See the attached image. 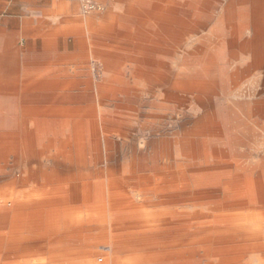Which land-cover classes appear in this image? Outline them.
Listing matches in <instances>:
<instances>
[{
    "label": "rangeland",
    "instance_id": "rangeland-1",
    "mask_svg": "<svg viewBox=\"0 0 264 264\" xmlns=\"http://www.w3.org/2000/svg\"><path fill=\"white\" fill-rule=\"evenodd\" d=\"M93 1L97 8L86 10L80 2L73 0H0V28L7 36H14L17 54L21 59H14V67L11 70L15 72L16 81L21 82L24 79L19 67H32V61L34 66L37 65L34 59H22L25 55L35 58L47 54L61 55L57 61L52 59L50 66L59 65L66 68V72L79 82L80 99L75 102L60 100L54 107L58 112L49 118L66 120L67 117L61 112L68 109L81 111V115L76 118L84 122L83 150L86 155L81 157L79 149L74 146L75 141H70L72 143L64 154L68 173H82L87 168L98 171L104 169L107 164V169L109 166L117 168L129 165L134 156L140 158L139 152H142V157L149 164L153 155L151 143L154 140L158 141L160 168L164 169L170 160L161 159L160 142L174 139V150L181 153L184 136L192 137L191 147L197 154L226 151V157L236 162L237 166L256 165L257 161L264 158V64L252 67V56L244 51H239L236 57L232 55L228 44L231 28L222 23L232 0H208V14L212 15L213 19L205 28H197L194 33L186 30L183 35L174 36L171 38L173 43L162 42L167 39L166 35H169L166 33L168 29L152 26L141 29L128 27V24L142 21L158 24L159 20L154 19L148 11L158 6L172 9L177 3H182V0ZM60 5L64 10L57 22H53L50 17ZM201 6L204 8L205 3ZM248 8L249 0H238L239 24L243 21L242 24L245 25L244 16ZM45 12L48 15H45ZM170 30L174 32L176 29ZM142 34L147 36L148 43L144 46L146 54H143L146 58H141L142 54L139 55L138 49H134ZM246 36H251V32L246 33ZM198 49H202L200 54H192ZM207 67L223 68L226 81H218L219 72L213 75L207 73L204 70ZM142 69L146 71L145 81L140 80ZM201 72H204L203 77L206 78L199 77ZM188 77L215 82L214 92L200 94L176 91L174 83ZM102 87L104 88L100 90ZM217 103L225 105L221 119L224 118L222 121L227 122L220 138H215L216 135L209 131L202 133L199 129L211 112L210 106ZM105 120L110 123L104 122ZM104 128L107 129L106 132ZM66 130H73L72 125L71 129ZM97 152L109 153L113 157H108L107 162L104 161L103 164ZM39 158L42 160L44 157ZM178 160L180 164L184 162L180 157ZM48 164L52 165L51 162ZM24 168L27 170L26 164L21 165L8 178L18 175ZM179 170L186 173L188 168L184 166ZM185 179L184 177L183 180ZM169 180L173 181L172 178H163L159 184L163 185L170 182ZM83 190L76 189L74 196L64 200L58 214L60 218L72 215L65 209L80 203V192ZM103 190L92 188V197L89 198L91 200L88 199L87 202H98L107 198V193ZM189 197L180 189H168L162 193L161 198L178 202L168 205L169 207L162 206L160 209L208 214L211 205L209 203H213L214 198L192 202L188 201ZM257 198L256 204L245 210L238 209V218L249 215L252 211H264V199ZM190 204L193 205L191 209L188 208ZM73 214L75 215L74 212ZM40 221V224L46 222ZM66 221L70 228L59 229L57 233L69 231L99 235V231L85 223L78 225L74 220ZM48 234L47 229L37 228L36 232L25 230L11 236L14 238L11 245L1 249L0 264H42L43 260L37 259L44 253L50 256L57 254L53 259L56 261L66 260L62 252L68 246L50 244ZM108 245L107 242H99L96 245L98 254H101L99 259H110ZM37 252L38 254H35ZM27 254L32 257L26 259Z\"/></svg>",
    "mask_w": 264,
    "mask_h": 264
},
{
    "label": "bare ground",
    "instance_id": "bare-ground-1",
    "mask_svg": "<svg viewBox=\"0 0 264 264\" xmlns=\"http://www.w3.org/2000/svg\"><path fill=\"white\" fill-rule=\"evenodd\" d=\"M204 1L195 0L196 11L193 18H185L186 12L178 10L175 15L178 36L183 35L187 29L195 31L197 28H205L213 19L206 6L209 1ZM249 3L250 8L244 18L246 27L248 20L252 21L253 43L238 42L241 32V27H238V0L231 1L222 23L231 28L228 44L232 55L236 57L240 49L252 50L256 56L255 64L258 66L264 61V57H261L264 54V0H249ZM201 52L202 49H198L192 54ZM204 70L212 75L219 72L218 81H226L223 68L207 67ZM200 74V78L205 77L204 72ZM188 78L177 80L174 89L200 94L215 90L213 81ZM210 110L199 127L200 132L209 131L216 135L215 138H220L223 135V127L227 124L222 121L224 118L221 119L225 105L217 103L210 106ZM28 126V123L0 119L1 128L15 130L0 133V253L5 246L11 245L14 239L11 236L23 230L36 232L38 228L49 231L47 237L50 244L68 246L62 252L66 260L56 261L53 259L57 254L50 256L44 253L37 259L43 260L42 264H264V211H252L251 214L238 218V209L245 210L258 202L257 197L264 199V196L262 193L258 194L259 187L255 183L254 175L244 166L238 167L236 162L227 158L226 151L197 154L191 147L192 137L184 136L181 153H178L174 150V139H165L160 142L161 159L170 160V163L167 162L165 168L161 169L157 151L159 144L154 140L151 143L153 155L149 164L142 157V152H139L140 158L134 156L129 165L108 167L106 174L111 191L108 208L100 201L99 204L93 203L95 205L87 212L74 205L65 209L72 215L63 219L58 214L66 199L61 202V198L54 192L55 189L50 190L41 185L31 187L35 178L32 164L38 158L37 154L33 153L34 145L41 143L42 135L48 131V126L35 123L33 130ZM63 126L70 127L71 124L68 122L60 125L61 128ZM72 126L78 135L77 149L83 157L84 122L76 121ZM52 127L56 130L59 126L53 125L50 128ZM68 144L64 148H68ZM178 157L184 160L182 164L179 163ZM20 160L26 163L28 171L25 173L26 169H21L18 175L8 178L17 171ZM184 166L188 168L186 173L179 170ZM163 178H172L173 181L159 184ZM168 189H180L190 196L188 201L198 202L197 199L207 198H214V201L209 203L211 205L208 214L162 210V206L175 205L174 203L178 202L161 198L162 193ZM91 190L92 188L83 190L86 200L92 197ZM132 194H135L134 197ZM192 206L190 204L188 208L191 209ZM67 219L74 220L78 225L85 223L92 229L94 227L99 231V235L69 231L57 233L59 229L70 228ZM43 220H46L45 224L38 222L43 223ZM99 242L109 243L110 259L98 258L101 256L96 246ZM31 257L32 255H26V259Z\"/></svg>",
    "mask_w": 264,
    "mask_h": 264
},
{
    "label": "crops",
    "instance_id": "crops-1",
    "mask_svg": "<svg viewBox=\"0 0 264 264\" xmlns=\"http://www.w3.org/2000/svg\"><path fill=\"white\" fill-rule=\"evenodd\" d=\"M157 8L150 9L148 12L151 16L154 17V19L159 20L160 23L147 24L146 22L142 21L135 24H128V27H138L144 29L147 26L148 27L152 26V27L168 29L166 33H168L169 35H166L165 38L167 39L162 42L173 43L174 40H172L171 38H173L174 36L178 37V35L176 30L172 32L171 30L169 31V29H177L178 27L175 19V15H177L176 13L178 12V10L182 13L186 12L185 18L187 19L188 17L193 18L194 12L196 11L195 10L196 4H195V0H182V3H177L176 7L172 9L164 8L161 6ZM63 10L64 7H62L61 5L59 6L58 10H54V12L52 13V17H50L53 22H57V19L61 16ZM44 14L48 15V13L46 12ZM248 21L250 22L249 24L250 26L248 25L247 27L245 26L246 23L245 25L242 24L243 21H241L242 23L240 24L238 23V27H241V32L239 34L240 37H238L240 38L238 40L239 44L245 42L253 43L254 34L252 29V21L250 20ZM246 28H250V30L248 29L246 30ZM187 31L194 33L193 29L192 30L187 29ZM248 32H251V36H245L246 33ZM140 36L142 40L138 39V41L134 46V49L136 50L138 49L139 55L142 54L141 58H146V55L143 56V54H146L144 46L146 43H148L146 40L147 36L143 34ZM13 37L7 36L6 32L2 28H0V119L11 120V121L15 120L17 121V123H21V124L28 123V125L31 126V130L34 129L33 125L35 123H42L48 126V131H46L42 135L43 137L41 143H38L39 145L38 144L34 145L33 153L37 154L38 158L36 159V161L34 160V163L32 164L33 167L32 171H34L33 173L35 178L32 181L31 187H38L39 185H41L43 187L49 188L50 190L55 189L54 192L56 195H58V197L61 198L60 199L61 202H63V200H65L69 196H74L76 190L73 191L72 189H85V188L104 189L103 191L107 193V198L101 200L102 202L100 201V203H103V206L108 208L109 207L108 202L111 194V191H109L110 182L106 174L108 164L105 165V168L102 170L96 171L87 168L86 170H83L82 173L78 172L74 174L68 173V169L66 167L67 160L64 158V154L66 153L69 147L64 148V146L67 145V143H69L68 145L70 146L71 145L70 141H75L74 146L77 148L76 141L78 139V135L75 132L74 128H72L73 130H66L67 128L71 129V126L70 127L63 126V128H61L60 125H63L64 123H68V122L69 124L73 125V123H75L76 121H80L76 117L81 115V111L79 109H74V110L68 109L64 112H61L62 115L67 117L66 120L49 119L50 116L52 115L54 116L58 112L54 107L57 106L56 103L62 100V98L63 99L65 98L64 100L68 99L67 101H72V102L80 99L81 94L79 93L80 91V88L78 87L79 82L74 79V76L66 72V68L59 65H56L55 67L50 66V61L52 59L56 61L59 60L61 55H47V54L39 55L36 56L35 58H31L30 56L25 55L22 59L24 60L34 59L37 61L36 63L37 65L34 66V62L32 61L33 63L32 67H27V66L22 68L19 67L20 74L24 79L21 80V82L20 80L19 82H17L14 76L15 72L11 70L14 67V59L15 58L20 59V58L18 57L17 54L18 48ZM244 38L247 40H244ZM175 41L177 42L178 40ZM150 42L154 43V41H150ZM239 51L245 52L246 50L240 49L238 50V52ZM246 52L252 56V61H253V63L251 64L252 67H260L262 66V64H264L263 61L260 65L256 66L255 64L256 56L254 52L249 49ZM261 57H264V54ZM144 72L146 71L143 69L142 71H140V73L143 74L142 75L143 77L140 76L141 77L140 80L143 81H145V77H146V74ZM103 88L104 87L100 88V90H102ZM37 101H39L40 103ZM104 122L110 123L108 120H105ZM53 125H58L59 127L56 128V130H53V127L50 128ZM106 130L107 129L104 128L105 132ZM10 131H15V130L14 129L5 130V128L0 127V133H5V132L8 133ZM83 153L85 156L86 152L83 151ZM97 153L98 156L101 157L103 164L104 161L105 163L107 162L108 157L110 158L113 157V155L109 153L106 154H103L102 152H97ZM40 156L44 157L45 159L42 158L41 160V158H39ZM49 159L50 161H48ZM18 162H19V167L21 165L26 164L23 163L24 161L22 160ZM48 162L49 163L51 162L52 165L50 164L47 165ZM111 165L114 164L111 163ZM240 166L247 167L248 168L247 171L251 172L254 175L255 177L254 179H256L255 183L256 185L258 184L257 186L259 187L258 194L262 193V195L264 196V187H263L264 158L257 161L256 165L254 164L247 166V165L238 164V167ZM27 171L28 170H26V172ZM35 174L37 177H39L38 179L36 178ZM80 194H81V197H79L80 203L78 205L76 204L75 205L81 207L84 211L87 212L89 208H92V206H94L97 203L99 204V201L87 202V200L84 198L83 191L80 192ZM24 231L25 230L21 232Z\"/></svg>",
    "mask_w": 264,
    "mask_h": 264
},
{
    "label": "built area",
    "instance_id": "built-area-1",
    "mask_svg": "<svg viewBox=\"0 0 264 264\" xmlns=\"http://www.w3.org/2000/svg\"><path fill=\"white\" fill-rule=\"evenodd\" d=\"M80 2L82 7L86 10H94L97 8V4L93 0H73Z\"/></svg>",
    "mask_w": 264,
    "mask_h": 264
}]
</instances>
